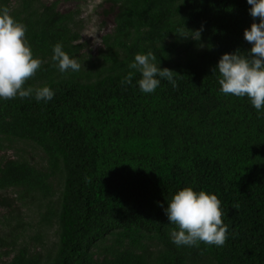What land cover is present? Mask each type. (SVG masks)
Here are the masks:
<instances>
[{"label":"trees","instance_id":"16d2710c","mask_svg":"<svg viewBox=\"0 0 264 264\" xmlns=\"http://www.w3.org/2000/svg\"><path fill=\"white\" fill-rule=\"evenodd\" d=\"M103 2L114 25L94 55L81 42L79 8L0 0L42 60L25 86L55 92L48 103L0 101V264H264V114L223 95L212 72L223 53L250 48L246 0ZM183 24L203 26L201 41L173 33ZM57 43L78 72L54 66ZM148 52L178 73L177 87L162 80L140 91L129 64ZM25 143L44 165L17 147ZM186 185L221 201L223 247L172 242L176 226L160 204ZM53 226L48 245L42 231Z\"/></svg>","mask_w":264,"mask_h":264},{"label":"clouds","instance_id":"9594fccd","mask_svg":"<svg viewBox=\"0 0 264 264\" xmlns=\"http://www.w3.org/2000/svg\"><path fill=\"white\" fill-rule=\"evenodd\" d=\"M246 2L253 19L244 29L243 36L250 48L223 53L212 72L217 73L219 91L223 95L247 98L258 113L264 114V0ZM26 31V26L7 7L0 8V101L19 98L48 103L55 97L50 86H25L42 67V60L31 50ZM202 32L203 26L189 29L183 24L173 33L183 39L200 42ZM51 60L62 74L78 72L81 68V64L71 58L59 43L53 46ZM159 65L160 61L157 62L152 52L136 54L129 64V68L140 75L136 83L142 93H154L162 80L174 88L178 86V73ZM126 83L131 84V78ZM160 207L168 222L176 226L170 237L178 248L194 247L200 243L216 247L225 245L228 225L224 223L221 201L216 194L186 185L170 194L166 207L163 203Z\"/></svg>","mask_w":264,"mask_h":264},{"label":"rangeland","instance_id":"374dc122","mask_svg":"<svg viewBox=\"0 0 264 264\" xmlns=\"http://www.w3.org/2000/svg\"><path fill=\"white\" fill-rule=\"evenodd\" d=\"M77 8H79L81 12L78 19L81 42L86 45V49H88L89 52L92 51L95 55L98 53V49L102 45V36L109 33L114 25L113 15H105V11L109 9V5L105 4L103 0H61V3L59 4V9L61 11ZM17 147L26 149L25 152L28 153L30 160L33 163L40 166L45 164L43 153L33 147V145L25 143L23 145L18 144ZM5 154L7 156H14L13 150H9ZM60 190L61 187L57 184L54 199H57ZM26 212L28 213V211ZM28 216L29 217H26V220H36V216L32 215L31 212L28 213ZM42 233L45 235V238H47L48 245H53L57 241L55 226L49 229L45 227Z\"/></svg>","mask_w":264,"mask_h":264}]
</instances>
